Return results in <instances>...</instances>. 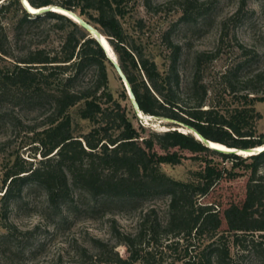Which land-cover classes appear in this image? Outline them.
Wrapping results in <instances>:
<instances>
[{
    "label": "trees",
    "instance_id": "obj_1",
    "mask_svg": "<svg viewBox=\"0 0 264 264\" xmlns=\"http://www.w3.org/2000/svg\"><path fill=\"white\" fill-rule=\"evenodd\" d=\"M27 1L35 8L55 5L77 12L100 30L113 49L143 114L191 126L205 138L229 147L264 144V133L257 134L255 128L261 114L254 107L256 101H264V95L255 94L254 87L237 93L234 79L239 64L220 76L223 90L234 95L233 104H210L203 108L207 88L199 67L205 53L196 54L195 72L183 88L180 45L172 44L169 35H165L171 47L169 64L166 70H159L154 58L141 46L127 41L118 18L127 12L124 0ZM202 4L199 0H182L181 20L205 17L208 9ZM9 13L16 17L12 38H8L3 27ZM44 19L63 22L68 27L60 43L50 48L27 46L14 54L13 49L22 41L23 29ZM240 47L245 49L242 44ZM108 65L111 63L98 41L68 16L57 11L33 14L20 0H0V101L16 100L45 111L42 126L32 129L33 156L28 159L16 155L3 172L0 190L3 210L33 185L44 190L48 207L58 213L66 203L76 202V189L88 193L95 201L100 200L102 205L167 196L164 220L151 218L154 210H147L135 233L117 232L118 243L128 250L127 258L119 256L113 246L108 248L107 243L95 240L102 253H110L104 264H158L166 251L180 264L224 263L230 258V248L224 239L226 233H232L235 242L256 231L264 237V151L247 156L220 152L177 128L141 135L125 106L109 89ZM243 82L264 85V68ZM182 94L186 95L185 99ZM120 97H128L125 88ZM73 107L79 118L89 122L87 131L76 132L70 112ZM155 146L163 152L158 153ZM173 148L216 155L232 163L245 159L250 162L230 167L205 162L197 182L147 169L150 163L176 160L178 153L170 151ZM36 153L41 156L39 159ZM235 165L248 168L243 196L225 202L215 198L206 200L220 181L241 175ZM7 236L8 233L2 235ZM251 243L261 246L264 258V242L251 240ZM179 251L181 254L175 257Z\"/></svg>",
    "mask_w": 264,
    "mask_h": 264
},
{
    "label": "rangeland",
    "instance_id": "obj_2",
    "mask_svg": "<svg viewBox=\"0 0 264 264\" xmlns=\"http://www.w3.org/2000/svg\"><path fill=\"white\" fill-rule=\"evenodd\" d=\"M181 2L124 0L127 12L118 18L127 41L141 46L154 58L159 70L164 71L169 64L168 56L171 52L165 40V35H169L172 44L180 45L179 71L183 88L195 72L196 54L205 53L199 67L201 80L207 88L203 108L210 104H233L234 95L223 90L220 76L238 64L240 68L234 79L237 93L241 94L254 87L257 90L255 94L264 95L263 84L250 85L243 82L246 77L264 68V0H199L203 3L202 7L208 9V13L203 18L188 22L181 20ZM14 15L6 14L3 21L8 38L14 34ZM67 28L65 23L53 19L31 23L23 29L22 41L13 49L14 54H19L27 46H57ZM240 44L245 49H241ZM107 73L112 95L125 106L128 117L141 135H148L152 130L172 128L193 134V130L173 124L169 119L136 118L129 97H120L124 86L114 67L108 65ZM182 96L185 99L186 95ZM254 107L261 114L256 121V132L264 133V101H256ZM75 110V107L70 109L76 132L87 131L89 122L79 118ZM43 112L29 103L0 101V190L3 186V172L13 158L16 155L28 159L33 156L32 129L42 126ZM145 117L148 115L145 114ZM154 149L158 153L163 152L157 146ZM173 150L178 153L176 160L150 163L147 169L174 179L197 182L205 162L227 167L250 162L245 159L232 163L216 155L193 153L179 148L170 151ZM40 157L36 153V159ZM235 170L241 175L220 181L215 192L206 200L215 198L225 202L229 198L240 199L243 196L248 168L235 165ZM75 201L66 203L61 212H55L48 207L44 190L33 185L24 191L21 198L12 201L6 211L0 202V264H104L110 253L107 251L104 254L98 249L95 242L97 239L107 243L108 248L113 246V250L122 258H127L128 250L123 243H118L117 232L135 233L147 210H154L151 218L164 220L168 198L156 195L121 204L109 202L102 205L100 200L95 201L88 193L76 189ZM4 233H8L5 238L2 237ZM245 235V238L235 242L232 233L225 234L230 258L217 264H264L261 246L251 243V240L264 242L261 232ZM179 253L181 251L175 257ZM158 264L180 263L173 261L169 251H166Z\"/></svg>",
    "mask_w": 264,
    "mask_h": 264
},
{
    "label": "water",
    "instance_id": "obj_3",
    "mask_svg": "<svg viewBox=\"0 0 264 264\" xmlns=\"http://www.w3.org/2000/svg\"><path fill=\"white\" fill-rule=\"evenodd\" d=\"M21 4L23 5V7L30 13L33 14H39V13H43L46 11H55L54 8H58V9H62L65 10L68 14H64L66 16H68L69 18H71L73 21L77 22L80 26H82L83 29H85L88 34L95 38L98 43L101 45V47L103 48L106 57L108 58L109 62L111 63V65L114 67L118 77L120 78V80L123 83V86L127 92V95L129 97V100L131 102V106L136 114V117L138 119H149L154 117L153 115H148V117H145L143 112L140 110L139 105L135 99L134 93L130 87V84L124 74V72L122 71L118 61H117V57L113 51V49L111 47L110 50L111 52L108 50L109 43L106 39V37L100 32V30H98L93 24L87 22L82 16H80L77 12L71 11V10H66L64 8H61L59 6H55V5H47V6H42L38 9L37 11H34L31 9V5L29 4V2L27 0H20ZM104 37V38H103ZM105 43V44H104ZM171 122L175 123V124H180L181 123L175 121V120H170ZM187 128L193 130L195 132V134H193L197 139H199L205 146L220 151V152H232V153H236L239 154L240 152H247L249 154L247 155H252V154H256L259 152L264 151V144L263 145H258L256 147H249V148H237V147H229L226 146L222 143H218L212 140H209L207 138H205L203 135H201L198 131H196L194 128H192L191 126L186 125ZM174 129V128H172ZM242 155V154H240Z\"/></svg>",
    "mask_w": 264,
    "mask_h": 264
},
{
    "label": "bare ground",
    "instance_id": "obj_4",
    "mask_svg": "<svg viewBox=\"0 0 264 264\" xmlns=\"http://www.w3.org/2000/svg\"><path fill=\"white\" fill-rule=\"evenodd\" d=\"M31 9L34 10V11H37V10H38V9H36V8L33 7V6L31 7ZM54 10L57 11V12H60V13L68 14L65 10H62V9L54 8ZM103 38H104V37H103ZM104 44H105V43H104ZM106 47H108V50L111 52V50H110V48H109V47H111L110 44H109V46L106 45ZM144 116H145V114H144ZM193 134H195L194 131H193ZM239 154H242V155H245V154H246V155H247V154H249V153H247V152H240Z\"/></svg>",
    "mask_w": 264,
    "mask_h": 264
}]
</instances>
